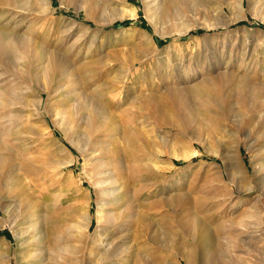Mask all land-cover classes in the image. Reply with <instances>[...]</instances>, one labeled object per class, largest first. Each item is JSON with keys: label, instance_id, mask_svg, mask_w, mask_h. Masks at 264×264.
Segmentation results:
<instances>
[{"label": "rangeland", "instance_id": "rangeland-1", "mask_svg": "<svg viewBox=\"0 0 264 264\" xmlns=\"http://www.w3.org/2000/svg\"><path fill=\"white\" fill-rule=\"evenodd\" d=\"M8 1L15 3L16 0ZM205 1L183 0L168 22L157 25L158 31L147 18L144 0H124V7L136 9L138 13L136 18L126 20H114L117 5L106 8L104 13H92L90 18L84 9L76 10V6L83 5L81 1L51 0L50 4V0H17V3H11L20 9L0 5V16L5 13L4 22L10 23L9 28L2 30L14 33L31 30L40 32L39 56L43 51H48L66 62L71 73L69 81L75 84L78 92L101 106H105V97L111 95L114 100L107 106L109 112L116 113L118 119L124 115L136 117L135 126L146 121L144 124L154 130L152 141L148 143L151 152H147V159L143 163L147 171L140 177L133 176L131 182L126 179L125 185L119 188L120 197L129 210L125 212L130 214L128 218L124 217V222L129 223L130 243H134L141 253L133 258L130 252L124 253L122 259H113L114 264H207L210 255L202 256L198 248L197 229L188 225L198 199L204 202V215L217 217L216 223H209V230L206 229L216 238L219 252L217 264H238V260L247 264H264V227L260 235L257 234V238L247 244H242L236 234L232 235L234 240L229 241L228 234L237 227L234 230L226 227V222L234 219L230 207L234 202L239 204V213L247 209L244 205L245 193H239L236 184L230 181L227 164L236 173L235 183L245 182L247 186L253 181L255 170L261 164L264 167V95L255 98L250 108L242 109L238 104L233 106V112L240 119L239 125L224 117L219 109L208 110L204 116H200L201 120L208 115L209 118L213 117L208 123L213 133L217 134H212L206 147L200 144H194L193 147L189 136L184 135L185 139L170 129L167 122L165 125L160 123L159 116H154L148 107V95L166 97L172 89L190 90L197 83L220 73L244 74L243 71L249 70V78L264 86V12L240 13L236 0H210L208 5ZM247 6L248 0H245ZM18 23L23 24V27L14 28ZM30 25L32 29L28 30ZM128 30H134L136 34ZM144 32L149 34V41L138 34ZM5 70L6 67L0 63V74ZM126 75H132L136 84L123 83L122 79ZM54 79L45 80L42 84L45 86L46 83L52 91V101L48 102V108L47 104L43 105L42 117H47L55 138L52 139L43 119L35 120V108L29 105L24 115L34 127L36 124L35 128L39 132L44 133L41 136L44 144L38 148L31 147L29 143L27 145L21 135L27 130L24 126L17 132L16 129L12 130L13 133L19 132L18 141L11 137L5 140V144L9 143L15 155L18 152L20 160L17 158L12 162L15 167L32 168L30 176L26 171L18 175L25 178L23 182L27 185L35 186L40 191L33 197L45 209H51L52 215L71 216V222H74L72 232H75L76 237L64 246L67 254L60 264H97L90 256L89 241L98 226V206L104 199L100 193H96L93 165L87 160L86 154L73 150L68 144L69 150L59 151L57 148L56 141L62 139V135L45 114V110L55 107L61 97L58 95L60 80ZM32 87L37 88L35 84ZM64 87L71 85L67 82ZM1 97L7 101L5 96ZM30 98H33L31 102L35 100L34 94ZM215 120H219L218 123ZM213 124H217L219 129ZM10 129H0V135L10 134ZM228 131L237 135L235 140L228 138ZM153 138L157 140L153 141ZM208 149L213 153H209ZM194 151H197L196 155L188 159L179 158ZM72 157L74 163L67 164ZM42 163L45 171L40 169L42 165L39 164ZM260 175L264 176V168ZM14 185L11 184L6 191L7 195L10 193L9 196L4 192L2 204L20 194L21 186ZM259 196L260 193L255 191L249 202L252 205L259 204ZM180 197L188 199L189 203L184 209L177 207L176 201ZM28 214L16 206L7 212L0 210V223L5 222L0 227V264L53 263L43 256L38 258L41 252L36 248L37 237L33 236ZM88 215L92 218L89 229L86 228ZM79 235H82V240L76 239ZM241 256L244 258L241 259Z\"/></svg>", "mask_w": 264, "mask_h": 264}, {"label": "bare ground", "instance_id": "bare-ground-1", "mask_svg": "<svg viewBox=\"0 0 264 264\" xmlns=\"http://www.w3.org/2000/svg\"><path fill=\"white\" fill-rule=\"evenodd\" d=\"M79 1H81L83 5L76 6V10L79 11L80 9H84L88 17L95 12L104 13L106 8L113 5H117L118 7L114 13V20H126L129 18H136L138 16L136 9L128 10L123 6L124 0H69V2ZM144 1L147 18L153 28L158 31L157 25L168 22L178 5L183 0ZM205 2V4L208 5L210 0H206ZM11 3H13V1L9 2L8 0H0V5L3 7L9 6L20 9V7L13 6V4L17 3V0L15 3ZM49 3L51 4V0ZM236 7L240 13L256 11L264 12V0H248L247 8L245 7V0H236ZM5 16V13L0 16V27L2 26L0 31V63H2L7 69L4 73L0 74V88L3 89H0V129L3 130L11 127V133H2L0 135V210L7 212L8 209L16 206L22 212L26 214L29 213V223L32 224V231H34L33 236L37 237V241L35 242L38 247L36 248L41 252L38 254H41L38 258L43 256L46 260L51 261L54 264H60V262H62L67 254L65 253L67 250L64 246L68 244L71 239L73 241L76 237V234L74 235L75 232H72V230L74 231L73 227H75L72 226L74 222H71L73 221L71 216H69L71 218L70 219L69 217H64L65 215H59V217L52 215L53 212H51V209H45V207L33 197L34 195L39 194L40 191L36 190L35 186H31L29 184L27 185L23 182L25 178L22 177V175H18L19 173L21 174L22 171H26L28 176H30L29 172L32 168H23L22 166L15 167L12 162L17 158L19 159L17 156L18 152L15 155V152L12 150L9 143L5 144V140L11 137L15 141H18L19 132L13 133L12 130L16 129L17 132V130L19 128L22 129L23 126L27 130L24 129L26 131L21 135L25 138L27 145L29 143L31 147L34 148V146H37L38 148L44 144L41 139V136H43L44 133L42 134L39 132L35 128L36 124L34 127L33 124H31V120L24 115V110L29 105L35 108L34 110L36 112L33 114L35 120L43 119L47 124L45 126L49 130L52 139L55 138L54 131L52 130L47 117H42L43 105L47 104L46 107L48 108V102L52 99V91L46 83L45 86L42 84L45 80L50 81V79L55 78L58 82L60 80V87L58 86L60 88V93L58 95H61V97L59 96L60 99L58 100V103L56 102L57 104L55 107L52 105L53 107L50 110H44L49 120H51L50 122L62 135V139H58L56 141V145H58L57 148L59 151L69 150L66 146V144H68L73 150L86 154L87 160L91 162V165H93L95 189L98 191L96 193H100L101 197L104 199V201H102V203L98 206V226L89 241V248L91 246V255H89L97 264H114V258L119 257V259H122L123 254L127 252L133 254L132 258L139 256L141 253L138 252L139 249L134 246V243H130V229L128 228L129 223L124 222V217L128 218L130 214L128 213L129 215H127L125 212V210H129L126 207L123 198L120 197L119 188L125 185L126 179L131 182V178H133V176L140 177V174L147 171V168H145L143 163L147 159V152H151L150 144L148 143L152 141L151 138L153 137L154 130L144 124L146 122L145 120L143 124L139 123L138 126H135L136 117L133 118L124 115L123 118L120 117L121 119H118L116 113L113 114L109 112L107 106L112 104L114 100L113 96L110 95L109 98L105 97V106H101L93 99L91 101L87 98V96L78 92V88L75 84H72L69 81L71 73L66 62L57 58L48 51L42 50L43 53L41 52L42 54L39 56L37 50L40 47L38 42L41 35L40 32L37 30H31V25L28 28V30L31 28V31L25 33L5 32L2 29L10 27L9 22H4ZM22 21L23 20H21V22ZM21 27H23V24L18 23V26H15L14 28L17 29ZM127 32L134 35L136 34L134 30H128ZM138 34L142 38L149 41L150 36L148 33L144 32ZM246 49L248 48L246 47ZM35 62H37V64ZM34 64L36 65L34 66ZM243 72L244 74H236L232 72L223 75V73H220L212 79L208 78L209 80L197 83L190 90L185 88L169 90L166 97L159 94L158 95L161 97H157V94L155 93V95H148L147 100L149 103V110L153 115L156 114L159 116V122L163 125L167 122L170 129L177 131L179 135L189 136V141L193 147H195L194 144H200L203 147H206L207 140L212 136V134H215L214 136L217 134L213 133V129H211L212 126L210 128L208 123V121L212 120L213 117L209 118V115L207 114L208 116H205L206 118L201 120L200 116H204L208 110L219 109L222 110L221 114H224V117L228 118L231 122H236L239 125L240 119L238 114L233 112L235 110L233 106L238 104L242 109L247 107L250 108L251 102H253L255 98L258 99L264 95V86L262 84L259 85L260 82L256 84L253 82L255 81L253 78H249L251 71L245 70ZM123 78L122 82L126 85L127 83L133 85L136 84L135 80L132 79V75H126ZM65 81L69 82L71 87H64L67 83ZM34 84L37 87L36 89L32 87ZM133 89H135V86ZM32 94H34L35 100L31 102L30 99H33L30 98ZM2 95L5 96L7 101H4L5 99L2 100ZM217 111L216 113H218ZM222 119L224 118L222 117ZM218 121L216 122L215 120L216 123H218ZM213 126H216L215 128L219 129L217 124H213ZM223 129L220 130L223 131ZM230 131L232 130L230 129ZM228 133V138L235 140L237 135L229 131ZM247 137L249 138V136ZM158 139L160 140L159 136ZM223 139L225 138L223 137ZM154 140L156 141L157 138H153V141ZM250 145H252V142ZM220 146L223 145L221 144ZM207 151H210L209 153H213L209 149ZM196 153L197 151L186 155L183 154L184 156H179V158L188 159L193 155H196ZM46 159L45 161H47ZM74 161L75 159L72 157V160H69L67 164H72ZM261 165L260 167L258 166L259 168L256 167L257 170H255L254 179L251 184L247 186V183L245 184V182L243 184H240V182L235 183L234 180L236 173L234 172V174L232 172L233 168L230 167L231 165L227 164L226 170L228 176L230 177V181L236 184L239 193H245L244 197L246 202L244 205L247 206V209H242V212L239 213V204L237 202H234L233 204L231 203L232 206L230 207L232 217H234V219L227 221L226 227L228 226L230 229L237 227V229L235 230L236 233H234L235 231H231L228 234L227 239L229 241H233L234 238L232 235L236 234L239 236L238 238L242 244H247L251 240L257 238V234L261 233V228L264 227V176L260 175L264 167ZM39 166L42 171H45V165L43 163L39 164ZM11 184H19L21 186V191H19L20 194L13 196V198L8 197L10 199L7 203L2 204L1 199H4L3 194L4 192L6 193ZM255 191L260 193V203L258 202L259 204L252 205L251 202H249V198L253 197ZM9 194L7 195L6 193L7 196H9ZM176 202L178 208L184 209L186 208L185 206L188 199L186 197H180ZM203 203L199 199L198 202L196 200V204H194L196 206H194L195 208L193 210L194 214L190 216L188 225L194 227V230L197 229L196 237L198 240V248L202 253V256L205 257L206 254L210 255L209 262H205L207 264H217L219 262V260L217 262L219 252L217 250L218 247L216 246V238L212 235L213 233L211 234L208 232V224L211 223L212 225V223L216 221L215 218L217 217L204 215ZM47 207L49 206L47 205ZM86 222V228L89 229L92 224V218L90 215L87 216ZM102 222L104 224L100 225ZM3 225H5V222L0 223V227ZM193 232L196 235V232ZM154 233L156 232H153V234ZM188 233L190 234V232ZM193 235L192 237L194 238L195 235ZM82 238V235H79L76 239L82 240ZM68 247L70 248V246ZM36 258L37 257L35 255V259ZM242 258L244 257L241 256V259ZM237 263L247 264L242 260H238Z\"/></svg>", "mask_w": 264, "mask_h": 264}]
</instances>
